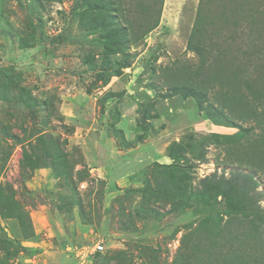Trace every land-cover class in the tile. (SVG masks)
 <instances>
[{
	"label": "rangeland",
	"instance_id": "374dc122",
	"mask_svg": "<svg viewBox=\"0 0 264 264\" xmlns=\"http://www.w3.org/2000/svg\"><path fill=\"white\" fill-rule=\"evenodd\" d=\"M114 1L149 30L119 72L80 0H0V264H174L185 238L190 264H264L259 242L238 258L248 219L200 197L205 176L252 173L264 209V0Z\"/></svg>",
	"mask_w": 264,
	"mask_h": 264
},
{
	"label": "trees",
	"instance_id": "16d2710c",
	"mask_svg": "<svg viewBox=\"0 0 264 264\" xmlns=\"http://www.w3.org/2000/svg\"><path fill=\"white\" fill-rule=\"evenodd\" d=\"M50 1L59 2L61 0ZM80 1L82 5H85V7L79 12V23L88 31H93L98 34L99 38L102 41V54L105 56L104 58L109 59L110 56L117 57L118 55H123V57H121L119 60L114 61L116 70L115 72H119L121 68L129 67L130 63L128 48L130 41L134 42V40L136 41L139 38L144 37L149 30L145 28L142 32L136 33L131 31L128 33V28L134 29V24H138L139 21L131 20L130 22H128L129 26H123L115 21L116 18L113 16V14L115 10H117L118 6L115 9L116 3L114 0ZM162 1L163 0H159L160 5H162ZM118 3L120 6H123L120 1H118ZM189 46L192 47V49H194L201 57V62L198 64L195 72L192 74L194 78L193 76H191L188 80L190 83H194L195 78L199 73L198 68L200 66L202 67V72L199 75H205L203 72V68L206 65L205 62H207V59L204 58V52L202 50L204 46L201 42L197 41L193 45L191 42ZM216 77H218V79L221 81H224V79L227 81V78H224V76H221L220 74L218 76L216 75L215 78ZM206 78L207 79L205 81H207L208 79L210 81L212 79V77L209 78V76H207ZM199 80L202 81L201 79ZM245 82L246 84L248 83L247 81ZM173 91L175 93L177 91H182L184 92V95L195 96L198 99L204 96L202 94L196 93L193 87H175L173 88ZM232 92L234 94L236 93V90H233ZM232 98H234V95ZM223 99L227 101L223 100L222 105L228 106L229 111L231 112L230 115L232 116L233 114L232 119L246 120L249 116H253L257 121V125L262 128V120L258 117L255 110L247 107L248 105L246 103L242 102L241 100L230 101V98L226 97ZM232 103L237 105L235 107H232ZM208 112L211 113L212 111L209 110ZM226 119L230 120V117L227 116ZM228 123L229 124L223 125L236 126L235 124H232V122ZM257 145L260 144H258L255 140H253L252 143L251 140V146L256 150L259 148ZM197 157L199 159H204V152L201 150ZM177 167L182 169L181 166ZM188 167L191 168L192 165H189ZM182 179V175H177V179L175 180V183H177L176 181H179V183H177L175 186L177 195H184L188 192L189 189L188 184L181 183L183 182ZM172 182L174 183V181ZM164 183H166V179H163L161 182L162 185ZM200 183L203 185V189L201 190L200 194L201 198L205 197L208 199H215L217 198V196H222L225 206L228 210H231L234 213H238L248 219L250 225H247L242 230L237 231L235 235L236 239L243 240L246 246L248 245L247 254L240 250V248H237L238 258L244 260L246 258V255H248V257L250 256V254L253 256L256 252L255 246L259 242V249L261 250L260 259H264V209L260 207L258 203V198L259 196H261V194L259 195V193H257L256 198L252 196L258 186L254 175L252 173L239 172L233 173L229 178H224L223 176L216 177V175L213 174L202 178L200 180ZM252 192L253 194L251 195ZM198 242L199 245L203 244L201 239H199ZM233 243L234 241H232L231 244ZM238 244H240V242ZM179 250V256L177 257V259L175 258L174 264H190L191 249L189 241L186 240V238L179 246ZM228 250L230 249H225V251Z\"/></svg>",
	"mask_w": 264,
	"mask_h": 264
},
{
	"label": "built area",
	"instance_id": "2783aa9c",
	"mask_svg": "<svg viewBox=\"0 0 264 264\" xmlns=\"http://www.w3.org/2000/svg\"><path fill=\"white\" fill-rule=\"evenodd\" d=\"M91 249H92V252H94V253H95V252H99V251H101V250L103 249V245L100 244V242H99V243L93 245V246L91 247Z\"/></svg>",
	"mask_w": 264,
	"mask_h": 264
}]
</instances>
